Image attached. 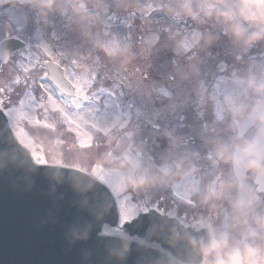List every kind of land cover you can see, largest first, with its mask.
Listing matches in <instances>:
<instances>
[{
	"label": "rangeland",
	"instance_id": "374dc122",
	"mask_svg": "<svg viewBox=\"0 0 264 264\" xmlns=\"http://www.w3.org/2000/svg\"><path fill=\"white\" fill-rule=\"evenodd\" d=\"M3 1L8 0H0ZM231 1L232 4H239V0ZM88 6L90 9L100 11L103 5L89 2ZM10 11L12 19L23 21L17 9ZM213 16L216 17V21L209 18L213 30L221 29L217 22L220 17L216 13ZM92 20L98 22L96 19L92 18ZM195 22L194 20L189 23L181 36L180 46L184 53L190 51L196 39ZM222 25L225 28L224 22ZM221 32L224 34L223 31ZM208 33L207 38L212 41L217 36L216 31L212 33L210 28ZM157 37L156 33L152 35L148 33L139 43L130 41L132 49L136 51V56H131L132 61L139 63L143 58L149 57V54H154L157 58L158 52L149 51L150 45L157 42ZM224 40L229 48L225 52H220L215 62H211L212 56L208 53L197 69L188 68L186 65L178 66L177 58L174 56L172 64L177 70L175 74L180 78L184 77V81L189 80L190 87L186 89V96H190L191 99L186 100L185 106L190 100L191 103L186 107L187 113L180 118L178 130L181 135L175 137V142L178 147L180 146L176 151L179 155L173 157L172 165L166 164L165 158L160 164L161 168L157 170H154L151 160H148L149 166L142 170L143 158H149L148 150L143 146L145 137L136 132H129L134 120V110L126 106V98L129 95L134 94L133 97L138 100L147 97L151 99L149 80L144 77V71L131 75L134 93L127 89L126 95L122 92L126 90H120V85L114 80L116 69L128 68L126 63L130 61V51L124 57L110 58L109 61L107 57H103V54L101 61L98 55L91 58L88 54L86 63L90 60L89 64L79 70L81 73L70 72V78L77 87L76 93L80 96L85 95L79 98L78 106L73 103L74 99L61 96L55 89L53 95L60 103L49 95L47 90L40 91V95L47 98L49 106L67 114L68 122L75 129L69 127L66 133L68 138H75L77 135L80 138L78 143L72 142L71 139L58 143L55 139L54 120L42 114L40 98L33 96L32 90L28 91L33 83L40 88L38 77L29 78L13 74L8 84L1 86L5 100L0 99L3 102L0 106L9 107L7 97L12 95V100L16 101L12 106L14 109L12 129L18 139L30 149L35 160L47 162L65 159L68 164L83 167L92 173L102 167L100 177L115 193H119L117 201L121 217L125 220L132 219L137 210L148 209L149 200H152L155 203L154 207L159 205L162 210L172 211L179 219L190 222L199 215L198 221L208 226L210 221L207 210L203 208L204 199L212 196L204 193L212 188V185L208 177L199 179L195 168L198 164L203 165L202 159L211 157V163L216 164V169H225L222 180L230 178L231 175L235 177L233 186H230L233 196L229 202L224 203L228 213L234 212L231 206L235 202L237 204L240 200L252 201V210L247 211L246 217L243 211L238 209V215L232 220L235 228L229 230L226 210L222 204H217L221 195L218 194L217 188L213 187L217 193L213 196L216 212L213 218L210 217L214 233H226L229 243L237 244L245 239L247 227L256 228L254 216L264 215V196L256 194L254 198L250 197L254 191L252 183L254 173L264 158V90L256 89L251 83L255 80L264 84V40L257 41L250 47L240 42H232L228 33L224 35ZM95 42L99 43L98 40ZM204 48H207V44ZM95 50L97 48L93 46L92 51ZM34 61L35 59L29 60L24 65L26 71L32 69ZM162 65L166 69L167 66L169 69L172 68L171 61L166 60ZM16 82H19L18 86ZM158 85L157 82L152 84L154 95L156 99L164 100L168 97V93L162 97V94L157 92ZM13 88H17L19 96L12 92ZM172 94L174 97V93ZM259 98L262 100L259 101ZM194 106L198 109V114L194 115L196 119L189 116ZM44 111L48 114L46 107ZM153 120L145 123L151 125L152 122H159L157 119ZM171 124L173 125L174 122L171 121ZM157 126L161 128L159 123ZM164 133L165 128L156 132L155 137L164 136ZM194 139H196L195 144H193ZM58 145L62 147L61 150H58ZM120 146L121 149L117 150ZM246 149H251V152L243 155ZM220 151L223 152V156L218 155ZM195 154H200L201 161L195 160ZM232 156H242L240 166L237 167L232 163L230 159ZM248 160L252 161L250 167L247 165ZM120 176L125 177L126 182H123ZM149 192L155 193L154 196H149ZM128 194L134 196L135 203L124 198ZM146 194L148 198L145 197ZM245 218L248 221L247 227L244 224ZM116 231L117 229L109 227L104 229L106 233ZM252 243L264 250V232H260Z\"/></svg>",
	"mask_w": 264,
	"mask_h": 264
},
{
	"label": "water",
	"instance_id": "95a60500",
	"mask_svg": "<svg viewBox=\"0 0 264 264\" xmlns=\"http://www.w3.org/2000/svg\"><path fill=\"white\" fill-rule=\"evenodd\" d=\"M5 46L13 50L20 42L10 39L0 48ZM51 71L64 83L56 69ZM65 88V94H73L70 84ZM97 177L72 167L39 166L0 121V264H180L177 259L201 264L200 241L209 231L185 228L167 215L149 211L123 227L161 249L99 236L104 224H117L119 215ZM255 183L264 192V160Z\"/></svg>",
	"mask_w": 264,
	"mask_h": 264
},
{
	"label": "clouds",
	"instance_id": "9594fccd",
	"mask_svg": "<svg viewBox=\"0 0 264 264\" xmlns=\"http://www.w3.org/2000/svg\"><path fill=\"white\" fill-rule=\"evenodd\" d=\"M38 3L51 11L56 0H38ZM181 8L192 20H197L201 13L210 16L215 12L227 23L228 27L225 30L231 38L244 46L250 47L255 42L264 40V0H239V4L224 8L217 7L209 0H183ZM236 17L240 19L237 21ZM98 46L109 58L129 54L128 46L115 36L109 41L99 43ZM251 83L256 89L264 90V84L255 80ZM250 152L251 149H246L243 155ZM218 155L223 156V152H218ZM230 159L237 167L242 163V156H232ZM209 195H217L216 190L210 188ZM236 207L242 210L246 217L247 211L252 210V201L240 200ZM254 222L256 228L247 227L248 221L244 219L247 227L246 237L237 244L229 243L226 233H210L206 241H200L201 264H264V250L247 239L251 237L254 240L260 232H264V215L254 216Z\"/></svg>",
	"mask_w": 264,
	"mask_h": 264
},
{
	"label": "flooded vegetation",
	"instance_id": "af4514ba",
	"mask_svg": "<svg viewBox=\"0 0 264 264\" xmlns=\"http://www.w3.org/2000/svg\"><path fill=\"white\" fill-rule=\"evenodd\" d=\"M1 13L4 14V11H0ZM32 13L33 15H28L27 20L22 21L20 27L13 28V33L8 35L24 40L26 47L21 52L11 55L10 62L4 65V70L3 63L0 62V79L8 74V66L12 65L11 68L19 71L16 62L24 60L25 57L22 58L21 56H25L31 48H35L36 55L39 57V61L36 64L37 71L39 73L45 72V75L47 74V64L50 60L58 63L66 70L70 66L79 69L81 65L77 62L92 48L87 35L74 34L73 25L75 22L77 25L83 23L86 27L87 22H84V18H76L74 20L73 17L81 16H79V12L74 11L72 0H56L51 11L38 4ZM64 13L69 15V20L64 18ZM4 18L6 21H2L3 17L1 15L0 35L5 37L0 38V40L8 37H6V33L9 31V26L5 25V23L9 22L7 21L9 18ZM93 30L96 31V28ZM59 51L60 54H58ZM57 54L61 61L57 59ZM73 61H76L77 64L73 65ZM0 92V99L3 100V92Z\"/></svg>",
	"mask_w": 264,
	"mask_h": 264
},
{
	"label": "snow or ice",
	"instance_id": "6c2138e0",
	"mask_svg": "<svg viewBox=\"0 0 264 264\" xmlns=\"http://www.w3.org/2000/svg\"><path fill=\"white\" fill-rule=\"evenodd\" d=\"M72 63L74 65L76 63V61H73ZM13 66H15V65H13ZM56 70H57V72L66 71V69H60L59 65L56 66ZM70 75H71V73H69V76ZM16 83H17V86H18L19 82H16ZM39 83H40V91L41 92H44L45 90H47V93L54 97L53 89H56L59 92V94L62 96L65 93V91H66L65 85L69 84L70 82L68 81V79H65L64 83H61V82L57 81L54 77H50L48 74H46V75H43V76L40 77ZM26 87H27V85H26ZM70 87L74 91L75 97L77 98V99L73 100V103L78 106L79 98H83L85 95L80 96L79 94H77L75 89L72 87V84H70ZM12 92L15 93V95H17V96L20 95L17 92V88H13ZM31 94L33 96L36 95L35 86L32 87ZM55 99L57 100V102H59V100L57 98H55ZM7 100H8V103H9V107L0 106V121H3L5 124H7L9 126L10 133L14 135V132H12V127H13V125H12V111L14 110L12 106L16 103V101L12 100V95H9L7 97ZM2 103L3 102L0 101V105H2ZM39 166H44V165H39ZM124 198L127 199L129 202L135 203L134 196L131 195V194L126 195V197H124ZM148 211H149L148 209L137 210L135 212V216H133L132 219H136L140 215H147ZM150 211L155 212L157 215H166L165 211L162 210L159 205H157V207H155L153 209H150ZM171 218L172 219H176V217H171ZM122 219L124 220L125 223H130L131 222V220H125L124 217H122ZM121 227H122V225H121Z\"/></svg>",
	"mask_w": 264,
	"mask_h": 264
},
{
	"label": "trees",
	"instance_id": "16d2710c",
	"mask_svg": "<svg viewBox=\"0 0 264 264\" xmlns=\"http://www.w3.org/2000/svg\"><path fill=\"white\" fill-rule=\"evenodd\" d=\"M149 1L154 2L156 4V7H158L157 10H154L155 12H153L152 16L155 17L156 19H158L161 28L165 31L166 36H167V40H166V43H167L168 41H170V39H168V36L170 35L169 33L174 30L175 23H178L177 18L175 19V23H174V20L172 19L171 15H170V11L171 12L175 11L176 16H177L178 13H181V10L173 9V7L178 8V5H177V3H171L170 0H149ZM220 1L224 4L227 2V0H220ZM160 4H163V6H160ZM208 26H209L208 21H205L201 24L202 28H206ZM216 32H217L218 40L219 41L222 40L223 39L222 32H220V31H216ZM203 39H204V35H202V40ZM173 56L176 57V55H173ZM188 57H189V55L178 56L177 62L179 64H184L187 62ZM159 63L163 64L164 62H159Z\"/></svg>",
	"mask_w": 264,
	"mask_h": 264
}]
</instances>
